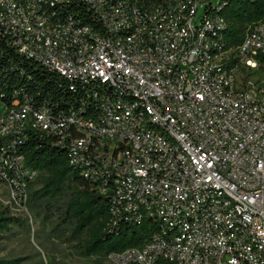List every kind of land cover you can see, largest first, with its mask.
Returning <instances> with one entry per match:
<instances>
[{"label": "built area", "instance_id": "1", "mask_svg": "<svg viewBox=\"0 0 264 264\" xmlns=\"http://www.w3.org/2000/svg\"><path fill=\"white\" fill-rule=\"evenodd\" d=\"M225 6L0 0L8 45L83 89L64 112L0 93V203L28 212L38 139L108 200L109 233L157 227L109 264H264V19L229 48Z\"/></svg>", "mask_w": 264, "mask_h": 264}, {"label": "trees", "instance_id": "2", "mask_svg": "<svg viewBox=\"0 0 264 264\" xmlns=\"http://www.w3.org/2000/svg\"><path fill=\"white\" fill-rule=\"evenodd\" d=\"M221 1L226 3L222 15L227 26V46L235 48L242 43L247 30L264 19V0ZM71 86L72 83L61 75L19 55L0 32V93L11 98L17 90L36 101L37 105L44 104L64 112L81 103L82 86L76 83L75 91L70 89ZM23 151L28 165L40 172L30 187L29 203L33 208L43 209L47 219L56 217L62 224L68 225L84 256L106 258L113 252L140 247L157 231L151 221H145L109 233L108 200L70 167L64 149L31 139ZM12 224L21 225L22 221L13 217L0 203V240L4 233L11 230ZM23 260L0 257V264H22Z\"/></svg>", "mask_w": 264, "mask_h": 264}, {"label": "rangeland", "instance_id": "3", "mask_svg": "<svg viewBox=\"0 0 264 264\" xmlns=\"http://www.w3.org/2000/svg\"><path fill=\"white\" fill-rule=\"evenodd\" d=\"M202 13L203 9L198 19ZM11 215L21 219L22 224H12L11 230L3 234L0 257L24 259L22 264H109L104 257L84 256L70 227L56 217L47 219L43 209L33 208L29 203L26 214L11 210Z\"/></svg>", "mask_w": 264, "mask_h": 264}, {"label": "water", "instance_id": "4", "mask_svg": "<svg viewBox=\"0 0 264 264\" xmlns=\"http://www.w3.org/2000/svg\"><path fill=\"white\" fill-rule=\"evenodd\" d=\"M262 188V187H261Z\"/></svg>", "mask_w": 264, "mask_h": 264}]
</instances>
